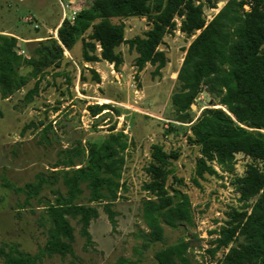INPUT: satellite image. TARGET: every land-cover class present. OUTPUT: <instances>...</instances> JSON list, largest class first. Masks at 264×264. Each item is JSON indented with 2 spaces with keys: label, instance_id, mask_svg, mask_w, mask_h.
Here are the masks:
<instances>
[{
  "label": "trees",
  "instance_id": "obj_1",
  "mask_svg": "<svg viewBox=\"0 0 264 264\" xmlns=\"http://www.w3.org/2000/svg\"><path fill=\"white\" fill-rule=\"evenodd\" d=\"M215 5L214 0H94L72 23H61L56 39L26 43L27 56L17 53L16 38L0 33V98L9 99L33 81V88L23 97L24 104L32 103L48 71L60 69L64 52L71 53L78 43L83 65L104 62L118 70L123 63L118 49L126 45L136 54L138 72L146 65L159 72L166 60L158 48L179 20L178 31L193 39L177 72L171 104L176 121L189 125L187 143L199 152L191 183L200 188L199 181L219 178L216 168L233 173L237 155L251 161L243 176L233 181L240 207L231 209L224 224L210 233L214 239L207 253L213 260L221 253L214 264H264V0H228L206 22L203 9H215ZM129 18H144L150 25L142 38L125 39L122 21ZM88 70L92 82L99 84L96 72ZM56 76L69 81L63 73ZM79 81L87 82L82 75ZM202 91L210 101L197 117H190L191 106ZM108 108L96 105L87 112L95 118ZM50 128L43 129L40 143H48ZM128 147L127 136L111 128L106 136L75 141L58 154L60 159L47 175L38 174L34 182L22 188L4 183L5 188L24 196V206L33 199L41 203L43 189H49L54 200L44 203L41 216L47 235L44 247L29 255L16 244L3 245L1 264H39L44 256H72L74 235L68 219L77 221L81 237L90 243L89 227L98 212L89 205L101 206L114 225L111 208L123 187ZM178 158V153L165 152L161 145L150 148L144 169L148 180L141 187L146 195L140 209L146 229L141 236L144 248L164 242V227L194 226L190 199L180 190L185 185L174 175L173 162ZM85 193L87 204H82ZM188 248L180 239L156 251L151 264H190ZM117 264L131 263L120 259Z\"/></svg>",
  "mask_w": 264,
  "mask_h": 264
},
{
  "label": "rangeland",
  "instance_id": "obj_2",
  "mask_svg": "<svg viewBox=\"0 0 264 264\" xmlns=\"http://www.w3.org/2000/svg\"><path fill=\"white\" fill-rule=\"evenodd\" d=\"M228 0H214L215 9H203L206 22L224 6ZM60 0H0V33L12 34L20 39H31L44 32H52L62 16ZM62 3L65 1L61 0ZM69 14V13H68ZM35 18L34 24L25 20ZM113 22L117 23L116 20ZM125 39L142 38L150 29L144 18H129L122 21ZM176 30L166 35L158 50L163 52L166 65L159 72L146 65L141 72L134 66L136 54L121 46L118 52L123 63L115 70L107 63L83 66L80 59V43L66 55L60 69L48 71L41 81L38 95L32 103L24 104L23 97L33 88L31 81L25 88L7 100L0 98V247L16 244L25 254L36 255L44 247L46 227L41 216L44 203L53 202L54 195L43 189L39 199L24 206V196L15 194L3 186L22 188L32 183L38 174L47 171L56 163L61 151L71 148L75 141L106 136L108 131H122L127 136L128 149L124 153L120 196L112 206L114 225L108 221L101 206L96 208L98 218L89 227L91 242L80 235L76 220L68 219L73 228V255L65 258L44 256L39 264H117L126 259L131 264H151L154 253L184 239L189 244L190 264H214L221 253L211 259L210 233L216 231L227 220L231 209H239L233 181L243 176L250 159L235 157L233 173L224 174L216 168L219 178L208 177L199 181L200 188L191 183L198 149L187 143V124L177 122L171 98L177 91L176 76L185 50L192 38ZM17 53H26V44L18 41ZM92 67L99 76L95 84L88 72ZM63 73L64 76H56ZM87 82L81 84L79 76ZM210 99L202 93L195 99L190 117H197L207 107ZM108 105V111L92 118L88 107ZM50 125L48 143H40L41 132ZM152 145H161L165 152H176L179 158L173 162L174 175L185 187L180 190L190 199L194 226L177 229L164 227V242L144 248L141 238L146 232L141 220V201L146 197L142 185L148 180L144 169L150 161ZM170 181H172L170 179ZM55 188V187H53ZM62 189V188H61ZM85 193L81 199L86 203ZM1 264V260H0Z\"/></svg>",
  "mask_w": 264,
  "mask_h": 264
},
{
  "label": "crops",
  "instance_id": "obj_3",
  "mask_svg": "<svg viewBox=\"0 0 264 264\" xmlns=\"http://www.w3.org/2000/svg\"><path fill=\"white\" fill-rule=\"evenodd\" d=\"M63 1V0H62ZM65 3H62L61 0L59 2L60 4V8H61V5L62 6H65L69 3H71V5L69 6V8L67 10H65L63 12L62 8H61V11H62V15L64 14L65 15V19H63V17L61 16V19L59 20L58 24L54 27L53 31H54V36H50V34H52V32H44L43 34H41L40 36H37L35 38H29V39H20L18 38L17 36L15 35H12V34H5V35H9V36H12L14 38H16L18 41H21L22 43L26 44L28 42H37V41H42V40H45L49 37H52L54 39H56V31L57 29L60 27L61 23L66 20V18H69L72 14V12H76V14L83 8L85 7H89L92 5V3L94 2V0H64ZM69 13V14H68ZM33 19V18H32ZM37 20H35V18L33 19V24L34 26H37V23H36ZM33 26V28H34ZM37 29H38V26H37ZM18 44V43H17ZM69 53L68 52H64V57L66 55H68ZM100 63H104V62H100ZM100 63H96L95 65H98ZM94 65V64H93ZM83 66H87V64H84ZM91 66V65H89ZM90 69H92V67H89ZM94 70V69H93ZM97 72V71H96ZM98 73V72H97Z\"/></svg>",
  "mask_w": 264,
  "mask_h": 264
},
{
  "label": "built area",
  "instance_id": "obj_4",
  "mask_svg": "<svg viewBox=\"0 0 264 264\" xmlns=\"http://www.w3.org/2000/svg\"><path fill=\"white\" fill-rule=\"evenodd\" d=\"M70 5H71V3H69V4L65 5V6H62V5H61V8H62L63 12H64L65 10H67V9L69 8ZM245 10H247V7H245ZM75 15H76V12H72L71 16H70L69 18H66V20H68L70 23H72V21H73ZM62 17H63V19H65V15H64V14L62 15ZM25 22L28 23V24H32V23H33V19H32L31 17H28V18L25 20ZM34 29H37V26H34ZM18 54L24 56L23 53H18Z\"/></svg>",
  "mask_w": 264,
  "mask_h": 264
},
{
  "label": "water",
  "instance_id": "obj_5",
  "mask_svg": "<svg viewBox=\"0 0 264 264\" xmlns=\"http://www.w3.org/2000/svg\"><path fill=\"white\" fill-rule=\"evenodd\" d=\"M193 107H194V106L192 105V106H191V109H193Z\"/></svg>",
  "mask_w": 264,
  "mask_h": 264
}]
</instances>
